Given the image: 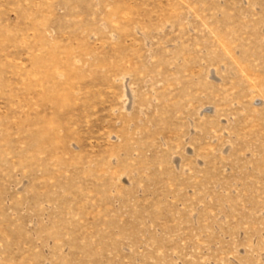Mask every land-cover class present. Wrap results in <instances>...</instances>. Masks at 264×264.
<instances>
[{
  "label": "rangeland",
  "instance_id": "374dc122",
  "mask_svg": "<svg viewBox=\"0 0 264 264\" xmlns=\"http://www.w3.org/2000/svg\"><path fill=\"white\" fill-rule=\"evenodd\" d=\"M0 264H264V0H0Z\"/></svg>",
  "mask_w": 264,
  "mask_h": 264
}]
</instances>
